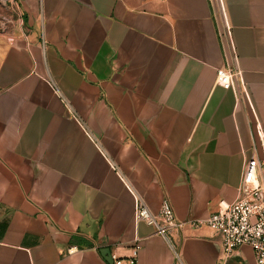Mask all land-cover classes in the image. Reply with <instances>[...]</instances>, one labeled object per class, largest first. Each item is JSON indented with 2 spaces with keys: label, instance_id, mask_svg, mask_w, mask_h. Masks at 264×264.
<instances>
[{
  "label": "crops",
  "instance_id": "0c3cea01",
  "mask_svg": "<svg viewBox=\"0 0 264 264\" xmlns=\"http://www.w3.org/2000/svg\"><path fill=\"white\" fill-rule=\"evenodd\" d=\"M7 1L0 264H111L136 242L135 264H256L246 245L221 259L207 228L167 243L133 213L139 196L207 218L262 160L264 0H219L229 39L218 0ZM235 66L224 90L216 71Z\"/></svg>",
  "mask_w": 264,
  "mask_h": 264
},
{
  "label": "built area",
  "instance_id": "2783aa9c",
  "mask_svg": "<svg viewBox=\"0 0 264 264\" xmlns=\"http://www.w3.org/2000/svg\"><path fill=\"white\" fill-rule=\"evenodd\" d=\"M218 2L224 22V35L229 39L230 28L225 22L222 4L219 0ZM4 29L2 27V31ZM230 48L232 49L231 44ZM236 80H240L236 66L223 67L216 71V84L224 90L233 89ZM257 136L262 160L250 158L244 162L234 201H218L216 211L207 218L178 221L168 200L164 199L158 213L153 214L139 196H134V223L143 222L154 227L155 234L167 243L184 227L195 230L207 228L218 238L221 259L227 260L240 246L246 245L252 249L256 264H264V178L259 177L264 162V140L258 131ZM139 248L140 245L136 242L126 261L112 255L111 264H135Z\"/></svg>",
  "mask_w": 264,
  "mask_h": 264
},
{
  "label": "rangeland",
  "instance_id": "374dc122",
  "mask_svg": "<svg viewBox=\"0 0 264 264\" xmlns=\"http://www.w3.org/2000/svg\"><path fill=\"white\" fill-rule=\"evenodd\" d=\"M16 13L17 10L12 3L7 0H0V32H5L12 27ZM2 27H5L4 31H2Z\"/></svg>",
  "mask_w": 264,
  "mask_h": 264
},
{
  "label": "water",
  "instance_id": "95a60500",
  "mask_svg": "<svg viewBox=\"0 0 264 264\" xmlns=\"http://www.w3.org/2000/svg\"><path fill=\"white\" fill-rule=\"evenodd\" d=\"M103 254L106 255V256H108V255H109V251H108V249H104V250H103Z\"/></svg>",
  "mask_w": 264,
  "mask_h": 264
}]
</instances>
